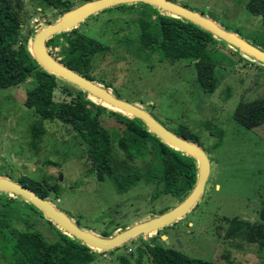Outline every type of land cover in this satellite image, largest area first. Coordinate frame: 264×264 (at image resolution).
I'll list each match as a JSON object with an SVG mask.
<instances>
[{
    "label": "rangeland",
    "instance_id": "1",
    "mask_svg": "<svg viewBox=\"0 0 264 264\" xmlns=\"http://www.w3.org/2000/svg\"><path fill=\"white\" fill-rule=\"evenodd\" d=\"M69 1L76 7L87 0ZM173 1L204 13L264 49L262 17L248 11V0ZM9 2L21 19L19 46L31 34V29L54 22L61 10L45 0ZM118 6L93 14L76 27L108 45L104 54L95 57L90 71L92 76L96 82L109 85L115 95L151 112L170 130L179 132L186 128L195 134L207 151L212 167L204 194L182 219L152 233L141 234L116 249H94L97 257L87 264H120V256L124 254L134 261L136 248L143 246L144 239L155 236L163 245L194 258L218 264H264V250L259 243L230 232L234 219L252 223L261 220L259 212L264 205V62L218 38L219 42L210 44L218 51L212 53L217 61L218 85L214 92H206L197 82L194 62H171L159 53L140 48V6ZM52 49L56 58H64L60 46ZM29 86L30 81L8 88L0 86V176L16 181L29 176L45 184L64 183L62 196L49 199L82 227L99 235L105 230L117 233L124 225L140 223L157 215L161 209L179 203L171 194L153 199L156 184L146 178L126 192L119 191L112 178L99 180L80 135L57 118L43 120L35 110L25 106ZM64 87L73 95L66 93ZM78 90L80 87L58 76L54 91L56 105L70 101ZM42 94L45 98L48 96L45 90ZM88 97L100 102L91 94ZM105 106L118 111L109 104ZM101 119L111 132L114 158L134 163L139 168L151 161L150 157L148 163L141 159L130 161L117 142L123 125L108 114ZM258 119L261 124L253 125ZM35 132L39 135L37 140H34ZM219 132L223 134L221 138ZM17 197L12 204L40 222L41 229L50 232V219L45 214L41 218L30 209L34 204L22 196ZM162 234L168 236L169 243ZM3 248L2 244L0 264H8ZM145 264H153L148 256Z\"/></svg>",
    "mask_w": 264,
    "mask_h": 264
},
{
    "label": "trees",
    "instance_id": "2",
    "mask_svg": "<svg viewBox=\"0 0 264 264\" xmlns=\"http://www.w3.org/2000/svg\"><path fill=\"white\" fill-rule=\"evenodd\" d=\"M45 1L61 8L55 21L74 7L69 0ZM137 5L141 9L140 48L143 51L159 53L171 62L178 60L194 62L198 84L204 91L214 92L218 85V77L217 61L212 53L218 51L211 48L210 44L219 42L218 37L186 18L146 2L119 4L118 7ZM246 6L250 13L261 16L264 24V0H248ZM153 21L156 25H153ZM20 27L19 13L9 0H0V86L8 88L30 81L25 106L35 110L41 119L55 117L77 132L87 145L88 154L93 161L92 170L99 180L112 178L117 189L126 192L146 178L148 182L156 184L153 199L162 194H171L179 203L183 201L197 182L196 158L164 142L151 132L141 119L109 109L100 99L99 103L95 102L88 97L89 92L82 88L70 101L65 100L56 105L54 91L58 86V76L46 70L36 60L28 45L40 27L31 29V34L24 38L25 42L19 46ZM47 46L49 50L60 46L62 54L65 55L61 61L94 81L96 78L90 72L92 63L97 55L104 54L108 49L107 44L77 28L54 34L47 40ZM99 83L110 88L109 85ZM42 90L47 91L46 98L43 97ZM64 91L73 95L67 87H64ZM104 114L116 118L123 125L122 134L117 142L130 161L141 159L148 163L150 157L151 161L144 168L113 157L111 132L101 119ZM259 118L261 121L264 119L261 117V106ZM260 120L255 121L253 125H260ZM176 133L187 140L199 143L198 137L186 128H181ZM218 135L221 138L223 134L219 132ZM38 137L35 132L34 140ZM18 182L27 185L43 198L52 196L60 198L65 189L58 181L45 184L29 176H22ZM27 204L30 206L28 202ZM34 207L31 205L30 209H34L41 218H44L43 211H38ZM170 208L172 206L163 208L158 214ZM259 214L260 222L234 219L230 232L234 236H243L248 241L259 243L264 250V205ZM76 222L80 225L79 221ZM48 224L51 225L50 232L41 229L40 222L19 210L17 206L8 205L3 209L0 212V247L4 245L8 264H87L96 259L97 253L89 245L71 236L51 220ZM126 227L128 225L123 226L124 229ZM114 234V231L106 230L102 233L106 237ZM136 253L134 261L127 254L120 256V264H145L146 256L153 264H218L191 257L178 249L165 246L158 242L156 236L144 239L143 246H138Z\"/></svg>",
    "mask_w": 264,
    "mask_h": 264
},
{
    "label": "water",
    "instance_id": "3",
    "mask_svg": "<svg viewBox=\"0 0 264 264\" xmlns=\"http://www.w3.org/2000/svg\"><path fill=\"white\" fill-rule=\"evenodd\" d=\"M136 2H146L174 15L186 18L212 32L216 37L228 42L230 46L237 47L241 52L264 62L263 48L253 44L238 32L229 30L227 27L218 24L215 20L206 16L204 13L192 10L173 0H87L86 2L66 11L56 21L50 22L37 30L32 39L30 50L36 60L46 70L77 85L89 92V94L100 99L103 103L109 104L118 109V111L131 114L133 115L132 117L141 119L151 132L155 133L170 146L195 157L198 163L196 185L192 192L183 201L161 214L154 215L140 223L128 226L110 237L99 235L82 227L66 211L58 208L51 199L43 198L27 185L6 176H0V191H8L26 198L42 210L47 218L55 222L68 234L82 240L91 248L99 250L113 249L141 234L145 235L152 233L155 230L162 229L173 224L177 220L182 219L185 214L194 208L200 197L204 194L212 167V162L207 151L198 142H193L179 136L145 108L136 103L120 98L109 88L69 67L56 58L47 46V40L51 36L78 27L81 22L101 10L114 5ZM27 164L29 166L34 165V163ZM60 178L62 179L63 175H60ZM62 185L65 186L64 183H62ZM162 238L169 243L166 234H162Z\"/></svg>",
    "mask_w": 264,
    "mask_h": 264
},
{
    "label": "flooded vegetation",
    "instance_id": "4",
    "mask_svg": "<svg viewBox=\"0 0 264 264\" xmlns=\"http://www.w3.org/2000/svg\"><path fill=\"white\" fill-rule=\"evenodd\" d=\"M17 196H19V195L8 192V191H0V212H2L3 209H6L8 207V205L9 206H16L12 203H14V200H17V198H18Z\"/></svg>",
    "mask_w": 264,
    "mask_h": 264
},
{
    "label": "bare ground",
    "instance_id": "5",
    "mask_svg": "<svg viewBox=\"0 0 264 264\" xmlns=\"http://www.w3.org/2000/svg\"><path fill=\"white\" fill-rule=\"evenodd\" d=\"M176 2V1H175Z\"/></svg>",
    "mask_w": 264,
    "mask_h": 264
}]
</instances>
